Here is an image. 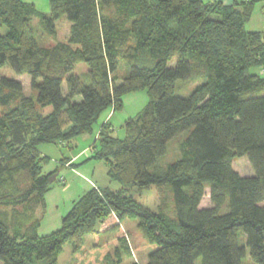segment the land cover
<instances>
[{"label":"trees","instance_id":"trees-1","mask_svg":"<svg viewBox=\"0 0 264 264\" xmlns=\"http://www.w3.org/2000/svg\"><path fill=\"white\" fill-rule=\"evenodd\" d=\"M259 1L50 0L44 14L31 2L0 0V68L28 74L37 92L26 95L21 80L0 79V191L22 174L31 179L17 199L0 204L24 203L23 217L32 221L12 233L0 210V264H58L67 243L83 247L97 224L102 233L121 231L125 218L137 219L152 248L145 264H243L248 253L264 264V31L246 29ZM36 16L51 36L66 18L68 41L40 45ZM121 62L128 72L120 78ZM79 63L87 73L74 72ZM178 83L198 84L183 96ZM142 89L150 100L126 122V137L113 136L107 121L100 146L89 147L88 159L104 161L121 188L94 185L59 230L40 236L34 212L46 205L49 179L59 170L44 172L39 144L91 133L102 111L121 109L126 94ZM182 135L178 158L158 166ZM243 156L253 175L234 168L233 159ZM153 186L170 190L173 219L131 193ZM207 189L210 205L201 206ZM119 242L110 264L128 256L122 236Z\"/></svg>","mask_w":264,"mask_h":264},{"label":"rangeland","instance_id":"rangeland-1","mask_svg":"<svg viewBox=\"0 0 264 264\" xmlns=\"http://www.w3.org/2000/svg\"><path fill=\"white\" fill-rule=\"evenodd\" d=\"M24 1L34 3L36 9L41 13H50V0ZM105 11H108L109 14L114 13L110 8ZM32 27L38 43L47 47H54L60 42H67L71 32V24L66 18L58 22V33L55 36H51L47 32L41 16H36L32 19ZM246 29L248 31H264V0H260L256 3L253 15L246 24ZM5 31V27L0 29V33H4ZM74 72L79 75L85 74L88 72V67L84 63H79ZM126 72H128V67L121 62L118 76L121 78ZM2 77L21 80L25 86V94L32 95L33 97L36 96L37 92L32 89L31 77L28 74L20 75L7 64L0 68V79ZM197 84L198 83H178L177 88L180 93L184 94L183 96H187ZM262 90L264 91V88ZM64 92H67L66 86H64ZM149 100L147 89L130 92L123 97V107L121 109L114 110L113 107H108L101 112L91 133L76 136L69 141H64V143L52 142L39 144L38 149L42 157L46 158V161L42 163L44 172L49 174L54 170H59L57 172L59 174L58 177L53 179L54 183L50 190L44 195L46 205L44 207H39L34 212L33 219L39 220L36 230L40 236H46L59 230L62 227L64 217L72 209L74 201L78 200L94 185L109 187L113 190L121 188L120 182L113 181L109 178L107 174L108 168L104 161L93 158L88 159L89 154L93 152L89 147L95 143L98 147L100 146V141L98 140L99 131L102 124L107 121H110L114 128L113 136L124 139L126 137V130L124 127L126 122L131 118L137 117L146 107ZM52 109V107H47L44 111L49 113ZM2 111L3 109L0 108V114ZM183 137V135L179 136L170 142L168 153L161 158L158 166L164 167L169 162L178 158L180 143ZM5 154L6 157H8L10 152L7 151ZM74 157H76V159L71 163L70 159ZM233 166L243 176L254 174L252 165L246 156L234 158ZM55 174H53L52 177ZM61 178H64L65 181H60ZM30 181V178L22 174L17 184L7 185L6 190L0 191L1 193L4 191V194L0 195V198H3V201L8 199V197H10V199H17L21 190L30 185ZM131 193L136 200L144 205L154 210H163L168 214V217L174 218L172 195L170 190L166 187L153 186L143 191L138 188H132ZM209 205L210 193L209 189H207V194L201 206ZM0 210L4 211L6 215L10 217L12 233H15L17 228H19V222H23V227L32 222L31 220L27 221L25 217H23V211H27L24 203L7 206L0 204ZM122 229V233L121 231L102 233L103 230L100 224H97L95 230L84 237L83 247L78 246L74 248L72 243H67L63 247L58 255V264H110L112 261L111 259H114L113 256L116 246L119 247V237L121 236L125 239L121 249L128 255H125L127 257L122 264H129L133 261L145 264L152 248L139 230L137 219L125 218L122 221ZM244 237L243 235L240 237L241 242L244 241ZM120 245L122 246V244ZM33 264L46 263L45 261H35ZM243 264L256 263L248 253Z\"/></svg>","mask_w":264,"mask_h":264},{"label":"crops","instance_id":"crops-1","mask_svg":"<svg viewBox=\"0 0 264 264\" xmlns=\"http://www.w3.org/2000/svg\"><path fill=\"white\" fill-rule=\"evenodd\" d=\"M205 1H209V0H205ZM225 4L229 5V4H232L234 3L235 0H222ZM76 157L73 158V160H75ZM72 162V161H71Z\"/></svg>","mask_w":264,"mask_h":264},{"label":"water","instance_id":"water-1","mask_svg":"<svg viewBox=\"0 0 264 264\" xmlns=\"http://www.w3.org/2000/svg\"><path fill=\"white\" fill-rule=\"evenodd\" d=\"M57 175H58V173H56L53 177H50L49 181L52 183V182H53V179H54L55 177H57Z\"/></svg>","mask_w":264,"mask_h":264},{"label":"built area","instance_id":"built-area-1","mask_svg":"<svg viewBox=\"0 0 264 264\" xmlns=\"http://www.w3.org/2000/svg\"><path fill=\"white\" fill-rule=\"evenodd\" d=\"M61 180L64 182V178H61Z\"/></svg>","mask_w":264,"mask_h":264}]
</instances>
